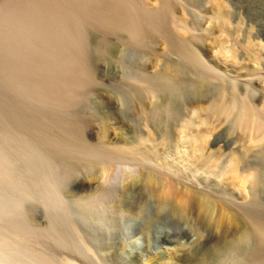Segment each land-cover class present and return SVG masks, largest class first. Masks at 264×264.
<instances>
[{"label": "rangeland", "instance_id": "374dc122", "mask_svg": "<svg viewBox=\"0 0 264 264\" xmlns=\"http://www.w3.org/2000/svg\"><path fill=\"white\" fill-rule=\"evenodd\" d=\"M1 2L2 0H0ZM150 3L153 6L152 10L159 9V1L150 0ZM176 5L177 8L174 11L176 17L183 19L189 28V33L187 32V35L183 34L184 38H190V36L199 38L194 45V50L196 49L197 52L195 53H198L197 56L199 55L202 59L199 58L201 62L203 61V65L205 64L208 69H213V67L218 69L224 76L228 74L229 78L226 76L228 80L226 77H224L226 80H222L227 88L236 89L238 87L237 91L240 93L241 90H244L254 104L260 108L264 107V77H262L264 75V0H178ZM218 6L228 10L226 12L229 13L228 29L230 33L226 30L221 31L212 21L214 8ZM1 19L0 33L5 31V25ZM88 30L86 36L89 37H86V40H89V42L85 41V43L86 47L90 45L89 49L87 48V54L90 53L91 57L88 54V58L93 62L95 68V73L93 72V75L95 74L93 76L94 84L91 83V86L85 88L84 91L82 90L79 99L70 104L71 106L64 105L65 107L62 103L60 105L59 102H55L54 99V102L60 106L56 105L52 100L53 98L40 96V91H34V101L31 94L33 91L28 90L30 92L28 93V91L26 92L27 89L19 84V79L23 76H17V69L10 67V63L12 66L16 60H19L21 49L20 51H18L19 48L16 49L18 41L14 42L13 39L15 38H8L6 35L2 37L5 32L0 34L2 47L8 48L6 47L8 46L7 41L10 40L9 42H14V52L16 51L14 54L11 50L13 47L10 46L8 50H11V52L7 49L5 52L3 51L4 47L2 48L0 45V51L2 50L0 52L1 61L16 56L13 60L10 59L12 62L7 61L11 69L6 67V62L4 64L6 69L3 65L1 66L3 62L0 64V234L4 235V237H0V258L8 264H40L39 260L43 261L42 258L45 257L46 261L48 260L50 263L54 260L55 263H58L62 261L61 258H69L80 264H180L179 260L183 255L189 254V256L195 257L198 253H201L200 251L203 252L207 247H210L218 236H222L228 241L234 240L239 234L241 224L243 226L247 225L245 223V220L247 222L246 213L252 216L255 214L258 220H262L264 223V158H259L262 157L260 152L264 150V145L263 150H261V146L257 148L251 146L253 150L246 152L241 144V134L233 133L231 118L225 122L220 121L211 130L208 138H206L207 143H209L205 153L207 155L220 153L224 160L228 156H239L242 162L241 174H259L258 187L255 188V183L244 186L240 182L242 179L239 181V178L237 179L239 183L237 181L234 183L233 179H231L232 181L222 182L219 179L220 177L217 178L216 175H214L216 177H213L207 171H199L200 174L196 173L197 176H192L193 173L185 171L183 173L184 179L180 178L182 175L174 174L173 177L175 176L176 179L182 181L181 183L176 182V188L182 189H177L178 192H182L184 188L191 185L190 187L193 190L196 189L198 192H202L218 201L214 215L216 219H219L222 223L224 221V223L222 225L219 223L211 225L209 228L208 225L206 226L205 223L199 220L198 214H195L196 211L184 212V210L178 208L174 200L159 199L161 197L158 196V191L165 184V181L171 178L155 171L156 175L151 168H158L165 173L167 171L168 175L172 173L169 174L170 171L175 173L174 168H168L167 170L161 168L164 163H169L172 160L168 148L172 144L174 135L171 134H174V132L170 131L173 128L175 129L176 125L174 126V124L181 120L183 115L187 113V109L198 103H202L201 105L206 104L213 96L214 90H216V82L214 81V83L213 79L199 67L193 66L192 68L193 64L183 61L184 59L181 56L171 52L160 38L156 40V37V41H152L153 39L150 42L148 41L144 46L145 48H142L136 46L133 39L130 36L128 37L125 32L120 34L109 33L107 36V33L102 29L92 28L93 31L90 29L91 32ZM97 30L102 31L103 35L98 33ZM4 37H7L5 38L7 40ZM220 41L225 42V44H220ZM1 42L7 43L3 45ZM239 43L241 45L252 44L255 47L252 53L254 52L253 54L257 57L254 58L248 55V52ZM226 47L233 49V51L228 52ZM220 49L224 50L222 52L224 61L219 60ZM3 54L4 56H2ZM248 56L250 57L248 58ZM208 64L213 67L209 68ZM177 65H180L182 74L180 78L174 79L175 75L173 74H175L177 68L179 69ZM7 68L9 71L5 72ZM13 70L15 71L12 72ZM187 72L191 73L188 74L191 77L183 75ZM229 74H232V77ZM163 76H169L168 80H165L167 78ZM16 77H19L18 80H16ZM233 78L236 81L232 80ZM252 79H254V83ZM189 80L190 82H188ZM11 81H14V83ZM239 81L245 83L241 82L239 86ZM247 81L251 82L252 85ZM256 81H258V84H256ZM226 82H229V84ZM197 83L199 88L195 89ZM230 84L232 86L229 87ZM236 84L238 85L236 86ZM178 85L182 86L179 87ZM120 92L125 94H119ZM172 93L174 94L170 95ZM37 95H39V98ZM44 97H46V100L48 98L47 102L45 99L42 100ZM173 98L175 100L179 98V101L176 100V102ZM171 103L172 105H170ZM145 107L148 108L149 112ZM160 109L163 110V113ZM158 121H162L160 122L162 126ZM73 124L80 128L82 125L83 136L86 140H89L88 142H92V144L101 142L103 145L106 142L107 145L105 143V146L109 145L108 147H111L110 149L107 148L109 150H116V148L118 150L120 147L126 149L129 146L131 149L135 145L132 147H137V150L133 149L134 155L140 158V161L120 160L121 163L120 161L114 162L115 164L113 163L114 166L112 165L110 172H102L99 163L88 165L89 162L86 157L56 145V139L61 140L63 139L62 136L67 139V133L65 132L70 126H74ZM64 127L68 128L65 129ZM161 129L163 130L161 131ZM165 130L167 132L164 135ZM60 131H63L65 135ZM59 135L60 137H58ZM138 135L142 137L139 139ZM148 136H151L153 141L156 140L157 144L161 142V146L154 147L156 142L153 143L152 141L150 145L153 144V147H151L148 142L141 140H145ZM51 138L55 139L52 140ZM102 139L105 141H102ZM138 142L139 144H137ZM144 143L148 144V149L154 148V151L148 150L147 145H144ZM138 147L140 148L139 151ZM156 150H158V154H161L158 159H156L158 156ZM141 151L143 154L140 153ZM139 153L142 156L150 153L151 156L148 155L149 158L142 157V159L145 158L143 162ZM137 154L139 156H136ZM152 154L157 156L154 157ZM257 154L259 155L257 156ZM149 159L153 162L152 164L148 163ZM146 166L147 169L144 170ZM140 171H144L143 176ZM151 172L154 173L156 179L154 177V180L150 178ZM112 173H114L113 178L110 176ZM145 176L146 178H144ZM111 179H114V183ZM184 182L187 186L184 185ZM111 187L112 189L114 187L113 192L117 195L112 193ZM52 191H54L53 194ZM110 199L111 202L108 201ZM114 200L119 204L113 202ZM227 201L231 202L232 206L236 204L238 211H236V207H231ZM253 202L254 204H252ZM162 203L165 205L163 206ZM114 204L115 206L112 207ZM228 205L232 208V212L236 213L234 215L238 218L239 224L228 219L225 212L226 207H224H228ZM244 206H249V209ZM250 208H254L253 211ZM92 210L93 212H91ZM107 210H112L111 214ZM190 213H194L193 216ZM107 215L110 217L108 218ZM225 216L227 217L225 218ZM100 217H102V220ZM244 217L246 218L244 219ZM99 219L106 227L111 226V231L107 230L108 233L106 230L99 231L95 222ZM197 219L199 222H197ZM233 222L235 225L231 224ZM113 227L114 230H112ZM12 243L13 245H11ZM21 244L22 246H20ZM11 247L15 250L13 251ZM256 248L264 251V245L253 237L248 246V251ZM34 253L35 256H33ZM49 257H51L50 260ZM54 262L52 264H55Z\"/></svg>", "mask_w": 264, "mask_h": 264}, {"label": "bare ground", "instance_id": "6f19581e", "mask_svg": "<svg viewBox=\"0 0 264 264\" xmlns=\"http://www.w3.org/2000/svg\"><path fill=\"white\" fill-rule=\"evenodd\" d=\"M157 1H159V5H160L158 10L147 9L146 7H144L142 5L141 0H2V2L0 3V12H1L0 18H2L1 21H3L2 23H4V25H5V26L3 25L5 27V31H4L5 34H3L2 37L6 35L8 38L9 37L15 38L16 40L13 39L14 42L18 41V45H17L16 49L19 48L18 51H20V49H21V52L19 54V60L15 61V59H14L15 64L12 63L14 66L12 65L13 66L12 67L11 63H10V67L13 69L15 68V70L17 69V71L21 74V75H18L19 73L16 71L17 76H23V78L21 77L19 79L20 80L19 84L22 87H25L27 89L26 92L28 90H31V91H33V92H31V94L33 95L34 91H36V92L40 91V93H41L40 96L44 95L46 97H50V99L53 98L52 99L53 102L55 99V102L57 101V102H59V104L62 103L63 106L64 105L69 106L74 101L79 99L78 97L80 96V92L82 93L85 90V88H87L88 86H91L90 84L94 82L93 76L95 74L93 75V72H94L95 68H94L93 62H91L88 58V54L90 56V53L87 54V48L89 49L90 45L88 47H86V43H85V41L89 42V40H86L89 37V36L88 37L86 36L88 28H90L91 30H92V28L102 29L103 31H105L107 33L106 34L107 36L109 33L120 34L122 32H125V33H127L128 37L130 36L133 39V42L136 46H140L142 48L147 44L148 41L150 42V40H152V39H153L152 41H154L156 39V37H157L156 40H158V38L163 40L164 43L166 44L167 48L171 52H174L175 54L177 53L179 56H181L184 59L183 61H188L189 63L193 64L192 68H193V66H196V68L199 67L202 71H204L206 74H208L210 76V78L213 79L212 81L216 82V85H215L216 90H214L213 96L206 102V104L201 105L202 103L201 104L198 103L197 105H194L190 109H187L188 110V111L186 110L187 113H185L182 118L179 117V118H181V120L177 124H174V126L176 125L175 129L173 128L174 131H172L173 129L172 130L170 129L171 130L170 132H174V134H171V135H174V138H172L173 136L171 137L173 139V141L171 140L172 144L170 145V148H168L170 153H171L170 159H172V160H170V162L168 161L169 163H164V165H162L161 168L166 169V170L168 168H174L173 170H175V173L173 171H170L169 174L171 172L172 173L170 175H168L167 171L165 173V172H162L161 170H159L158 168H151V170H153L154 173H155V171L160 172L163 175H165L166 177L171 178V179L165 181L164 185L162 184L163 186L158 191V194H159L158 196L161 197L159 199L174 200L175 201L174 203H177L178 208H181V210H184V212L185 211H188V212L196 211L197 213H195V214H198L199 220L202 221L203 223H205L206 226L208 225V228H209V226L211 227V225H216L218 223L222 225L224 223V221H223L224 219L223 220L221 219L223 221V223H222L219 219H216L215 215H214V212L217 210V209L215 210V206H216L218 201H216V199L214 200L211 197L203 194L202 192H198L196 189L193 190L190 187L191 185H188L189 187L184 188V190L182 192H178L177 189H179V188H176V182L181 183L182 181L179 179H176V177L175 176L173 177V175L174 174L182 175V177H180V178L184 179L185 176L183 175V173H185V171H188V173H189V171L191 173H193L192 176H197L196 173L199 175L200 174L199 171H207V172H209L210 175L212 174L213 177L217 176V178H218V177H223L226 173H228L231 175L234 183H235V181L238 182L237 179L239 178V181L242 179V181H240V182H242V184L244 186H246L248 184L253 185L252 183H255L254 186H255V188H257L258 183L260 182L259 177H258L259 174L255 175V174L248 173V174L242 175L240 172L242 162H241V158L239 156L234 155L229 160H227V159L224 160L222 155H220V153L219 154L212 153L211 155H207V153H205V152H206V148H207V145L209 142L207 143V141H206L207 139L205 138V134L200 132L199 130H197L195 133H191V132L195 130L196 121H195L194 117L196 115L197 110H199V111L204 112V114H205L204 118L201 119L202 123L206 122L211 116H212V118L217 117L216 119H219V121H223V122H225L231 118L232 123H233V133H236L235 129H239V130L243 131L247 137V139H246L247 142H249L250 144H256V143L258 144V146L255 145V146H253V148H257V147L261 146V150H263L262 147L264 145V107L260 108L258 105L254 104L252 102L251 98H249L247 96V94L245 93L244 90H241V93H240L237 91L238 87L236 89L235 88H231V89L227 88L223 84L222 80L225 79L224 77H226L228 74L224 76V74L220 73L221 71H219L216 68L214 69L213 66H210L208 64L209 68L213 67V69H214L213 70L211 68L212 69L211 70V69H208L205 66V64L203 65V63H202L203 61L201 62L202 59L199 57V55L197 56L198 53H195V52H197V51H195L196 49L194 50V45L197 43L199 38L196 36H192V37L190 36V38L185 37L186 39L184 38V35L185 34L187 35L189 33L188 32L189 28L187 26V23L183 19H182L181 25H182L184 35L183 34L180 35V34L175 33V31L171 25V17L178 18V17H176L175 12H174L177 8L176 2L178 0H157ZM226 10L227 9H224L223 7H220V6L214 8V16L212 17V21L215 22V26L217 25L221 29V31L226 30L227 32L230 33V31L228 29V23H229L228 14L229 13L226 12ZM0 27H2V26H0ZM90 29L88 31H90ZM240 29L242 30V28H240ZM245 31H247V30H245ZM4 32L2 31L0 34H2ZM98 33H101V35H103L102 31H98ZM7 37H4V39ZM127 39L129 40L130 38H127ZM5 40H7V39H5ZM9 41L10 40L7 41L8 43L6 42L8 44V46H6V47H8V48H10V46H11V48L13 47L11 50L14 52V50H15V48H14L15 45H13L14 42L11 43ZM1 43H3V45H4L5 42H1ZM219 43L225 44V42H222V41H220ZM243 43H245V42H243ZM0 45L2 47V44H0ZM241 46H242V48H244V50H246L248 52V55H250L251 57H254V58L257 57L253 54L254 52L252 53V51L255 50V47L252 44H242ZM8 48H6V49L8 50ZM147 48H148V46H147ZM6 49L4 47L3 51H5ZM11 50H8V51L11 52ZM101 51H103V50H101ZM232 51H233V49H228V52H232ZM15 52H14V54H15ZM223 52H224V50H223ZM251 54H253V55H251ZM2 56H4V54ZM250 56H248V58ZM2 58H4V57H2ZM5 58H7V57H5ZM13 58H16V56H14L12 58H8L7 60L4 59L3 61H1L2 59L0 58L1 59L0 64L3 62L1 64V66L3 65L5 67L6 65H4V64L6 62L7 63L6 67H9V65H8L9 63L7 61L9 60V62H12ZM10 59H12V60H10ZM91 60H93V59H91ZM177 66H179V69L177 68ZM177 66H176L177 71L175 72V74H173L176 77V78L173 77L174 79H177L178 77L180 78V76L182 74L180 71V65H177ZM217 66H218V64H217ZM6 67H5V69H6ZM10 67H9V69H11ZM9 69L7 68V70H5V72L9 71ZM183 69H184V67H183ZM15 70H13L12 72H14ZM181 70H182V68H181ZM186 70H188V69L186 68ZM228 71H230V70H228ZM10 72H11V70H10ZM183 72H186V71H183ZM188 74H191V73L187 72V74H183V75L185 76ZM11 75H12V73H11ZM231 75H230V77H232ZM1 76H4V75H1ZM9 76H10V74H9ZM188 76H190V75H188ZM168 77L169 76H167L166 77L167 79H165V80H168ZM227 77L229 78V76H227ZM227 77H226V79L228 80ZM262 77H264V75ZM13 78H14V76H13ZM18 78L16 77V80H18ZM258 78H260V77H258ZM5 80H7V79H5ZM169 80H170V78H169ZM171 80H172V77H171ZM232 80H235V79L233 78ZM253 80L254 79H252V81ZM14 81H11V82L14 83ZM188 82H190V80ZM241 82L239 83V86H240ZM257 82L258 81H256V84H258ZM16 83L18 84L17 81H16ZM198 83H197L198 86L196 85L195 86L196 88L194 87L195 89L199 88ZM226 83L229 84V82H226ZM242 83H245V82H242ZM247 83L252 85L251 82L247 81ZM253 83H254V81H253ZM192 85H193V82H192ZM237 85L238 84H236V86ZM181 86H179V87H181ZM191 86H190V89H191ZM230 86H232V84H230L229 87ZM175 87H177V86H175ZM175 87H174V89H175ZM254 87H256V86L254 85ZM20 88H19V90H20ZM182 88H184V87H182ZM185 88H187V87L185 86ZM251 88H253V87H251ZM19 90H16V91H19ZM171 90H173V89H171ZM188 91L189 90L187 89V92ZM26 92H25V94L27 95ZM174 92L176 93V91H174ZM28 93H30V92L28 91ZM195 93H196V90H195ZM37 94H39V93H37ZM119 94H125V93L120 92ZM173 94L174 93H172L170 95H173ZM185 94H186V92H185ZM34 96L35 95H33V97L32 96L31 97L34 98ZM38 96L39 95H37V97ZM16 97H17V95H16ZM18 97H20V96H18ZM37 97H36V99H37ZM46 97H44L42 100L44 101V99ZM202 98H204V97H202ZM178 99H176V100H178ZM176 100L174 99V101H176ZM34 101H35V98H34ZM47 101H48V98H47L46 102ZM125 101H124V103H126ZM128 101H130V99H128ZM198 102H199V100H198ZM173 103L175 104V102H173ZM59 104H56V105H59ZM170 105H172V103ZM168 106H169V103H168ZM145 108H147V107H145ZM71 110H73V109H71ZM160 110H158V111L160 112ZM147 111H148V108H147ZM162 111L163 110H161V112ZM62 112H64V111H62ZM67 112H69V111H67ZM157 114H159V113H157ZM157 118H158V116H157ZM164 118H165V116H164ZM155 119H156V117H155ZM156 121H157V119H156ZM158 122L160 125L162 124V123H160L162 121H158ZM163 122H164V120H163ZM180 123L182 125V132L186 134V139L184 140L183 144H180L178 142V140H177L178 135H176V131H177L178 125ZM163 125H164V123H163ZM65 126H67V125H65ZM75 126H77V125L70 126L69 128L66 127V128H68V130L65 132V133H67L66 134L67 139H64V136H62L63 139H61V140L56 139V141L55 140L54 141L56 142V145L58 147L67 148V150L70 149L74 153H77L80 156L86 157L88 159V162H89L88 165H92V163L93 164L99 163L100 169H102V172H110L112 170V165L114 162H117L120 160H125V161L126 160H133V161L139 160L140 161V158H137L134 155V150H137V147L136 148L135 147L132 148V147L135 145H133L131 147V149H130V146H129V148L127 147L128 149L127 148L123 149V147L121 149V147L118 146V147H120V149H118V150L116 147H115L116 150H113V149L109 150L111 147L109 148L108 147L109 145L105 146L106 142H104V145L101 142L100 143L98 142L96 144H92V142L91 143L88 142L89 140L88 139L86 140L83 136L84 132L82 133V130H81L82 125H81V128L78 126L77 127H75ZM161 128H163V127H161ZM157 130H159V129H157ZM162 130L163 129H161V131ZM60 132H63V131H60ZM164 132H165L164 133V135H165L167 130H165ZM65 133H64V135H65ZM168 134H169V132H168ZM160 135H161V133H160ZM187 136H190V137H187ZM261 136H262V138H261ZM58 137H60V135ZM141 137L142 136L140 135L138 138L140 139ZM138 138H137V141H138ZM151 138H152L151 136H148L145 138V140L144 139H141V140L145 141L146 143L148 142L149 146L153 147L152 146L153 144L150 145L151 144L150 142L153 141ZM162 138L164 139V137H162ZM53 139H55V138H53ZM102 141H105V140L102 139ZM55 142H53V143L55 144ZM141 142H140V144H141ZM155 142H156V140L153 141V143H155ZM146 143H144V145ZM137 144H139V142ZM155 144L156 145L154 147H160L161 146V142L160 143L158 142V144L156 142ZM106 145H107V143H106ZM146 145H147V149H148L149 146H148V144H146ZM142 146H143V144H142ZM107 148H109V149H107ZM141 149H143V148L141 147ZM153 149L154 148H152V149L150 148L148 150L154 151ZM139 150H140V148L138 149V151ZM244 150L246 152H251L253 149H252V147H246L245 146ZM65 151H66V149H65ZM157 151L158 150H156V153H157ZM159 152H160V150H159ZM140 153H142V151ZM260 153H261L262 157H259V158H261V159L264 158V150L261 151ZM139 154H137L136 156H139ZM148 155L151 156L150 153L144 154L143 156L141 155V160H143V162H144L145 158H149ZM160 155L161 154L159 153L158 156L156 154H155V156L154 155L153 156L154 157L157 156L156 159H158V157ZM258 155L259 154H257V156ZM70 157H71V155H70ZM142 157H145V158L142 159ZM151 159H152V157H151ZM149 160H148V163L150 162L152 164L153 162L151 160L150 161ZM120 163H121V161H120ZM129 163H131V162H129ZM142 165L144 166V164H142ZM144 168H145L144 170H146L147 166ZM3 169H5V168H3ZM91 169L93 170V168H91ZM148 171H149V169H148ZM140 172H142V171H140ZM143 172L141 174L142 176H143ZM90 173H91V171H90ZM154 173L151 172V175H150L151 179H153V177L155 176ZM113 174L114 173H112V175L110 174V176L112 177ZM155 174L157 175V173H155ZM171 175H172V177H171ZM214 175H216V176H214ZM253 175H255V176H253ZM159 176H160V174H159ZM115 177H116V175H115ZM241 177H243V178H241ZM144 178H146V176ZM161 178H162V175H161ZM148 180H150V179H148ZM113 181H114V179L112 180V183H114ZM146 181H147V179H146ZM184 185H185V182H184ZM185 186H187V185H185ZM180 188H183V187H180ZM111 189H112V187H111ZM113 189H114V187H113ZM113 189H112V193H114ZM179 190H182V189H179ZM143 191H144V189H143ZM53 192L54 191H52V194H53ZM112 193H111V195H113ZM142 194H143V192H142ZM115 195H117V193ZM137 195H139V194H137ZM140 197H139V199H140ZM139 199H138V201H139ZM220 200H221V198H220ZM108 201L111 202V199ZM119 201H120V199H119ZM138 201H137V203H138ZM143 201H141V202H143ZM164 201H166V200H164ZM113 202H115V200ZM227 202H226V204H227ZM254 202H256V201H254ZM254 202L252 204H254ZM115 203L117 204L118 202L116 201ZM230 203H229V205H231V207H233L234 205L232 206V204H230ZM233 204H235V203H233ZM100 205H102V204H100ZM164 205L165 204H163V206ZM229 205H228V207L224 206V207H226L225 212L228 216V219L239 224L238 218L234 215L236 213L232 212V208L229 207ZM114 206H115V204L112 207H114ZM124 206H122V207H124ZM234 207H236V209H237L236 211H238L236 204ZM246 207L249 209V206H246ZM120 208H121V206H120ZM242 208H240V209H242ZM97 209H98V207H97ZM118 209H119V206H118ZM252 209H254V208H252ZM252 209H251V211H253ZM122 210H124V209H122ZM103 211H105V210H103ZM111 211H108L109 214H111L110 213ZM239 211L241 212V210H239ZM91 212H93V210ZM117 212H118V210H117ZM193 214H191V215L193 216ZM246 214H247V216H246L247 218L244 217V219L245 218L247 219V222L245 220V223H247V225L243 226L241 224L243 222L240 223L241 226H240L239 234L237 232L238 235L236 236V238L234 240L228 241L224 237L218 236V238L215 239V241L213 242V244H211L210 247H207L206 250L203 249L204 251L203 252L200 251L201 253H198L195 257L189 256V254L188 255L185 254L186 256L183 255L182 256L183 258L181 257V259L179 260L180 264H264V251H262L260 248L259 249L256 248L253 250L251 249V251H248V246H249L250 241L252 240L253 237L256 238L258 242L260 241V244L262 243L264 245V223L262 222V220L259 221L255 214H253V215L256 218L252 215H249L248 213H246ZM227 216H225V218ZM109 217L110 216H108V218ZM115 217H116V215H115ZM195 217H197V215H195ZM100 218L102 220V217H100ZM91 219L93 220L92 217H91ZM263 221H264V219H263ZM95 222L98 226L99 231H101V230H106V232H107V230L111 231L112 227L110 225H109L110 227H106L105 225H103L101 223L100 219L95 221ZM197 222H199L198 219H197ZM226 222L228 223V221H226ZM234 222L231 224H234ZM116 223L118 224L117 221H116ZM94 225H95V223H94ZM113 226L115 227V224ZM223 226L225 227V225H223ZM229 226H231V225H229ZM114 227L112 230H114ZM212 227H214V226H212ZM224 227H223V229H224ZM93 228H92V231H93ZM15 233H17V232L15 231ZM98 233H96V234H98ZM96 234H94V236H96ZM0 235H2V234H0ZM16 236H17V234H16ZM0 237H4V235H2ZM98 237H102V236H98ZM6 239H7V237H6ZM6 239H5V241L8 243V241ZM212 241H208V242H212ZM207 244H209V243H207ZM11 245H13V243ZM17 245H14V246H17ZM20 246H22V244ZM13 247H11L12 250H13ZM251 247H253V246H251ZM14 250H15V248H14ZM9 252H10V248H9ZM10 254H12V253H10ZM51 255L52 254L50 253V256ZM33 256H35V253ZM33 256H31V257L33 258ZM55 257L53 258V260L55 259ZM50 258L51 257H49V260H50ZM24 260H26V259H24ZM42 260L43 261L39 260V262H41L42 264H52L55 261V260L54 261L52 260L53 262L50 263V262H48V260L46 261V257L42 258ZM61 260L62 261H60L58 263L56 262V263L57 264H80V263L75 262L74 260H70L69 258L68 259L67 258L66 259L61 258ZM175 260H174V262H175ZM57 261H59V260L57 259ZM0 264H8V263L6 261L2 260V258H0Z\"/></svg>", "mask_w": 264, "mask_h": 264}, {"label": "water", "instance_id": "95a60500", "mask_svg": "<svg viewBox=\"0 0 264 264\" xmlns=\"http://www.w3.org/2000/svg\"><path fill=\"white\" fill-rule=\"evenodd\" d=\"M213 2V1H212ZM211 2V3H212ZM141 3L144 7H146L147 9H153V6H151V3H150V0H141ZM182 19L180 18H174V17H171V25L175 31L176 34H180L182 35L183 34V29H182ZM227 48V47H226ZM228 49V48H227ZM222 50L220 49V57H219V60L220 61H224V56L222 54ZM204 112L202 111H199L197 110L196 112V115H195V121H196V126H195V130L192 131L191 133H195L197 130H199L200 132L204 133L205 134V138L208 137L209 133L211 132V130L214 128V126L219 123V119H216L217 117L215 118H212V116L204 123L201 122V119L204 118ZM183 122V121H182ZM235 132L237 133H240L241 134V144H242V147L244 148L245 146L246 147H251V146H258V144H250L249 142H247V137L245 135V133L239 129H235ZM176 135L177 136V140L180 144H183L184 143V140L186 139V134L182 132V125L181 123L178 125V128H177V131H176ZM187 137H190V136H187ZM262 138V136H261ZM208 148V147H207ZM231 156H228L226 157L227 160L230 159ZM222 182H228L230 181L232 178H231V175L226 173L223 177H220L219 178ZM240 188V187H238ZM239 191V189H238ZM240 191H241V188H240Z\"/></svg>", "mask_w": 264, "mask_h": 264}]
</instances>
